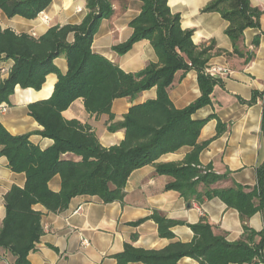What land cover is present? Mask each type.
I'll list each match as a JSON object with an SVG mask.
<instances>
[{"label":"trees","instance_id":"obj_1","mask_svg":"<svg viewBox=\"0 0 264 264\" xmlns=\"http://www.w3.org/2000/svg\"><path fill=\"white\" fill-rule=\"evenodd\" d=\"M52 1L0 0V10L10 19L21 16L34 20ZM139 1L143 7L130 24L131 38L113 47L118 55H125L138 42L151 43L158 62L135 74L124 72L92 50L101 21L114 13V0H88V12L81 24L53 27L40 39L0 26V60L14 61L9 77L0 83V105L10 102L16 87L40 91L47 76H58L52 97L29 106L30 116L43 127L40 135L53 140L50 148L41 150L31 143V134L13 136L0 123V157L8 159L13 172L25 173L27 178L24 188L14 186L5 196L6 217L0 229V248L16 258L15 264H31L29 254L44 235L43 214L34 209L36 205L59 213L79 196L97 197L105 204L123 202L126 184L136 170L184 147L192 151L183 162L155 165L158 174L173 179L166 190L180 193L188 202L219 198L228 208L239 212L244 229L242 239L229 243L202 219L190 226L194 233L191 243L175 242L163 250H145L127 243L124 252L115 257L118 264H180L183 258L195 259L200 264L264 263V231L257 233L248 225L250 218L264 209V164L258 170L255 188L235 184L229 189H213L229 180L232 173L220 175L211 166L200 163L207 143L200 144L199 137L206 121H195L192 116L211 103L220 80L207 73L208 64L224 51H215V45L197 47L193 31L182 29L181 15L172 13L168 0ZM205 12H218L230 23L226 34L235 53L244 31L259 27L261 15L251 7L250 0H215ZM70 35L74 36L73 43H69ZM60 57L68 62L65 75L55 64ZM191 70L198 73L201 97L179 110L170 100L169 89L178 72L186 74ZM153 88L157 90L156 100L131 107L122 123L109 127L111 132L125 130V139L111 148H104L90 127L68 121L62 115L76 100L83 99L88 113L113 118L112 104L116 99L135 100ZM256 100L257 95L249 104ZM262 131L264 134V114ZM221 133L219 123L218 135ZM66 154L80 160H66ZM56 175L62 180L58 193L49 186ZM149 219L158 225L159 236L167 239L175 238L172 229L181 224L158 211ZM143 222L131 225L137 227ZM256 238H260L258 243H254Z\"/></svg>","mask_w":264,"mask_h":264},{"label":"crops","instance_id":"obj_2","mask_svg":"<svg viewBox=\"0 0 264 264\" xmlns=\"http://www.w3.org/2000/svg\"><path fill=\"white\" fill-rule=\"evenodd\" d=\"M87 1L53 0L34 20L21 16L10 19L0 10V26L18 35L27 34L40 39L53 27L81 24L88 12ZM213 1L168 0L172 13L181 15L182 29L193 31V42L197 47L215 45V51H224L211 59L208 69L222 68L227 72L217 74L220 84L214 88L211 103L192 116L195 121H206L199 137L200 144L207 143L200 155V163L204 167L211 166L220 175L227 171L232 173L229 180L213 186V189H229L235 184L255 188L259 181L258 170L264 164V0H250L251 7L261 13L259 27L244 31L238 43V53L234 52V45L226 34L230 23L218 12H205ZM142 7L139 0H114V13L101 21L92 45L95 54L110 60L126 73L141 72L149 64L158 62L149 41L136 43L125 55L113 51V47L131 38L130 24L141 14ZM68 40L73 43L74 36L70 35ZM55 64L63 75L68 72L65 57L56 59ZM13 66V60H0V83L9 77ZM57 82L58 76L50 74L40 91L16 87L0 123L11 135L31 134L30 141L35 146L41 150L50 148L54 142L40 135L43 127L30 116L29 106L50 99ZM255 95L256 102L249 104ZM169 97L179 110L197 101L201 97L198 73L195 70L186 74L178 72L169 89ZM156 98L157 90L153 88L135 100L116 99L112 104L113 118L88 113L84 100L78 99L62 115L68 121H78L90 127L102 146L111 148L125 139V130L111 132L109 127L122 123L131 107ZM219 123L222 133L218 135ZM191 151L192 148L184 147L136 170L126 184L123 202L105 204L97 197L79 196L71 201L66 211L59 213H51L42 205H36L34 209L43 214L44 235L29 254L30 263L118 264L115 257L124 252L127 243L145 250H163L175 242L191 243L194 233L190 226L202 219H206L216 234L225 236L229 243L240 241L244 229L237 210L228 208L219 198L206 199L203 203L188 202L180 193L166 190L173 181L170 176L156 172L155 165L181 163ZM63 158L80 160L73 154H66ZM26 182L25 173L13 172L8 159L0 157V229L6 217L5 196L14 186L24 188ZM61 184V176L56 175L49 186L58 193ZM199 191H203L202 186ZM155 211L181 223L172 229L174 239L159 236L158 225L149 219ZM141 220L145 222L137 227L131 225ZM248 225L257 233L264 231V209L250 218ZM259 241L260 238H256L254 243ZM15 261L10 252L0 248V264H15ZM180 264L200 262L183 258Z\"/></svg>","mask_w":264,"mask_h":264},{"label":"built area","instance_id":"obj_3","mask_svg":"<svg viewBox=\"0 0 264 264\" xmlns=\"http://www.w3.org/2000/svg\"><path fill=\"white\" fill-rule=\"evenodd\" d=\"M44 21L48 22V18L47 17H44ZM227 72V70H224L222 68H211V69H208L207 70V73L208 74H222V73H225ZM9 106L7 103H3L0 105V117L1 115H3L4 113L7 112Z\"/></svg>","mask_w":264,"mask_h":264},{"label":"water","instance_id":"obj_4","mask_svg":"<svg viewBox=\"0 0 264 264\" xmlns=\"http://www.w3.org/2000/svg\"><path fill=\"white\" fill-rule=\"evenodd\" d=\"M214 77H216V78H218L219 76L218 75H216V74H212Z\"/></svg>","mask_w":264,"mask_h":264}]
</instances>
